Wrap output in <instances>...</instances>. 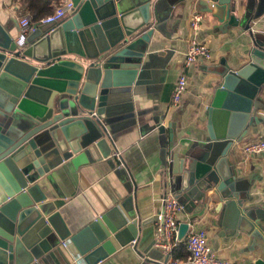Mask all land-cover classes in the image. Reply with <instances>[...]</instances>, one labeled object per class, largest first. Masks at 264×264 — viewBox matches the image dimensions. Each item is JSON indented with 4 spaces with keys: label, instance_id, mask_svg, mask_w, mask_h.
<instances>
[{
    "label": "water",
    "instance_id": "water-1",
    "mask_svg": "<svg viewBox=\"0 0 264 264\" xmlns=\"http://www.w3.org/2000/svg\"><path fill=\"white\" fill-rule=\"evenodd\" d=\"M71 1L73 15L53 28H37L23 51L0 24V264H59L58 257L67 262L60 243L85 264H98L115 252L113 241L125 247L137 240L139 222L116 206L72 235L41 186H54L64 175L75 187L79 169L114 157L112 136L136 123L135 117L120 125L111 121L132 114L133 98L155 83L149 76L164 53L146 49L159 22V1ZM205 1L223 10L218 20L225 31L252 29L255 12L241 20L231 0H194L197 12L213 17ZM248 56L239 70L219 72L200 140L178 146L175 124L168 125L163 165L165 187L186 214L200 213L213 191L218 223L232 235L257 237L264 214L249 205L229 171L231 148L263 121L256 115L264 111V40L258 35ZM152 127L166 131L159 117ZM186 231L181 224L180 240Z\"/></svg>",
    "mask_w": 264,
    "mask_h": 264
},
{
    "label": "crops",
    "instance_id": "crops-1",
    "mask_svg": "<svg viewBox=\"0 0 264 264\" xmlns=\"http://www.w3.org/2000/svg\"><path fill=\"white\" fill-rule=\"evenodd\" d=\"M59 1H52L51 13ZM158 1L159 22L146 52L164 53L158 56L160 61H164L168 52L171 56L164 65L157 62L154 74L149 76V80L155 83L145 86L144 93L133 98V113L111 121L120 125L135 117L136 123L112 136L114 157L79 169L75 187L64 175L55 179L54 186H41L48 200L54 201L72 235L115 206L123 216L131 214L139 222L136 243L120 247L113 241L115 252L98 264H159L164 261L161 253L153 248V218L162 209L163 197L169 193L165 187L167 169L163 165L169 145L167 127L175 124L174 138L178 146L200 140L207 125L206 108L221 83L219 72L224 68L239 70L249 62L253 36L258 35L264 40V0H231L237 8L233 13L237 18L244 20L247 12H255L257 18L253 20L250 31L234 27L225 31L224 24L218 20L223 18L224 12L214 8L210 1L205 3L217 17L197 12L194 0ZM130 6L131 2L128 3ZM25 13L24 0H0V24L14 39L18 34L17 19ZM197 13L201 15L202 22L200 28L193 32L190 21ZM43 29L47 27L43 26ZM191 40L205 45L212 59L209 62L199 59L186 69L184 57ZM161 66L165 68L164 74L159 69ZM180 74L186 76L187 90L174 105L172 94ZM259 97L264 104V87ZM263 114L264 111L256 113L262 117ZM154 117L162 119V126L166 129L164 134L153 129ZM263 134L264 119L259 125L250 127L246 136L231 148L229 171L234 185L243 196L247 195L249 205L264 214V154L247 156L243 153L245 145L259 140ZM110 160L113 164L109 163ZM217 204L214 192L209 191L201 212L180 215L179 221L204 229L209 246L220 259L231 262L264 259V223L263 231L258 230L257 237L243 233L232 235L218 223ZM60 249L67 262L58 257L59 264H85L81 257L72 256L61 243ZM186 255V248L180 243L172 258L183 260Z\"/></svg>",
    "mask_w": 264,
    "mask_h": 264
},
{
    "label": "built area",
    "instance_id": "built-area-1",
    "mask_svg": "<svg viewBox=\"0 0 264 264\" xmlns=\"http://www.w3.org/2000/svg\"><path fill=\"white\" fill-rule=\"evenodd\" d=\"M73 12L74 6L71 0H60L55 5L53 12L41 19L38 24H33L30 13H25L17 19L18 34L14 39L16 50L23 51L26 49L27 37L34 33L37 28L43 26L53 28L65 19L70 18ZM201 22V15L194 14L190 21L191 30L196 32L200 28ZM199 59L209 62L212 59V54L205 45L191 40L184 57V67L189 68ZM186 90V76L180 74L172 94L174 105L179 103ZM243 153L247 156L264 154V134L259 140L245 145ZM262 195L264 196V190ZM162 202V209L153 218V248L158 250L164 258V261H160L159 264H255L254 261L231 262L220 259L209 246L207 233L204 229L188 222L179 221L180 215L185 216L184 207L171 193H166ZM181 224H187V231L180 240L178 233ZM180 243H183L186 248L187 255L183 260H175L172 258V253ZM61 246L66 247V243H62Z\"/></svg>",
    "mask_w": 264,
    "mask_h": 264
},
{
    "label": "trees",
    "instance_id": "trees-1",
    "mask_svg": "<svg viewBox=\"0 0 264 264\" xmlns=\"http://www.w3.org/2000/svg\"><path fill=\"white\" fill-rule=\"evenodd\" d=\"M53 0H24L26 12L31 15V22L38 24L41 19L51 14L50 5Z\"/></svg>",
    "mask_w": 264,
    "mask_h": 264
}]
</instances>
